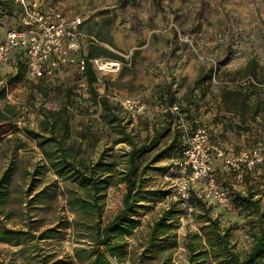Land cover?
<instances>
[{
	"label": "rangeland",
	"instance_id": "374dc122",
	"mask_svg": "<svg viewBox=\"0 0 264 264\" xmlns=\"http://www.w3.org/2000/svg\"><path fill=\"white\" fill-rule=\"evenodd\" d=\"M28 2L36 3L50 14L81 16L82 30L96 41L82 42L76 59L84 58L89 52L102 53V48L121 56L130 46L145 42L150 44L141 48L142 56H153L157 50L154 44H165L168 55L181 62L175 65V72L183 78V89L189 93L198 90L193 91L195 96L185 98L195 108L194 113L199 111L197 114H200L212 107L219 109L217 101L222 86L241 87L239 82L246 78L251 77L257 83L250 93H264V0ZM18 16L0 15V38L16 25ZM94 57L108 58L102 54ZM8 65L7 62L0 70L3 80L0 84V178L7 173L0 220L7 228L23 233L20 244L0 240V264H53L59 259L71 264H89L85 254L80 259L74 257L73 249L92 247L96 214L78 206L77 198L84 196V190L68 177L69 173L56 174L42 150L51 152L56 158L65 154L81 170L92 168L97 161L113 165L112 178L97 194L101 207L99 222L104 225L122 208L125 193V183L117 180L127 166L125 153L130 145L116 140L128 135L137 145L147 142L154 130L162 128L161 117L145 111L130 112L122 107L120 102L129 97L118 98L112 81L116 78L113 74L118 75L122 70V64L117 72L103 74L107 81L93 85L97 95L105 96L117 107L118 121L115 123L108 122L109 113L103 114L94 98L97 95L92 94V88L85 82V74L76 68L61 66L52 76L36 79L26 73L23 65L16 64L11 70ZM208 74H212L215 81H194L196 76ZM128 87L132 91L134 84ZM64 104L68 106L64 119L67 130L58 122L51 133L45 128V114L48 121L51 120L50 112ZM189 120L191 124L206 123L199 119ZM26 129L37 131L39 136L30 137ZM174 130L175 125L160 138L155 149L138 161L136 174L137 180H142L141 188L158 190L164 195L141 202L143 208L133 215L139 223L121 236L124 248L117 257H109L110 264H215L212 258L190 263L189 251L183 245L187 234L198 232L204 224L201 202L220 227L230 230L229 240L237 251L244 254L250 247L245 228L239 227L236 221H220L211 213L214 202L200 201L193 194L194 211L183 218L182 211L176 214L174 220L168 221L174 227L163 236L165 239L145 248L148 223L159 216L161 209L175 202L171 182L163 174L170 159L176 157L188 140L182 138V131L176 135ZM50 136L52 139L46 140ZM43 140L46 142L40 148L37 143ZM160 151L162 156L151 161ZM175 209L181 210L177 205ZM259 225L252 228L258 231Z\"/></svg>",
	"mask_w": 264,
	"mask_h": 264
},
{
	"label": "trees",
	"instance_id": "16d2710c",
	"mask_svg": "<svg viewBox=\"0 0 264 264\" xmlns=\"http://www.w3.org/2000/svg\"><path fill=\"white\" fill-rule=\"evenodd\" d=\"M19 13L20 5L17 2L14 0H0V15L10 14L18 16ZM17 23H19V21H17ZM16 59V64L23 65L26 71L25 64L20 55L17 54ZM84 74L89 83L95 80L94 70L89 63L86 65ZM255 87L256 86L253 84H249L246 87L222 86L223 89L220 97L224 108L226 110L246 111L247 95H249L251 89ZM92 94L94 96L97 95L94 92H92ZM94 98L98 99L103 114L109 113V117L106 116L108 122L115 123L118 121L116 112L117 107L111 105L108 98L99 95ZM67 113L68 106L64 104L60 109L50 112L51 120L48 121V116L45 114V128L48 129L49 132L54 133L58 122H61L63 130H67L66 120H64ZM25 132L33 138L39 136L38 132L34 130L26 129ZM168 132H170V126L163 124L162 128L153 131L147 142H142L139 145L134 143L128 135L116 140V142H128L130 145V149L125 153L127 156V166L119 173L121 176L117 180L118 183H125V193L122 198V208L104 225H101L99 222L101 207L97 194L109 183L108 179L112 178L113 171L111 167H113V165L97 161L92 168L81 170L73 161H70L65 154L56 158L52 157L53 155L51 152L42 150L43 155L48 159L49 165L56 174L64 176L69 173L68 177L77 182L84 190V196L77 198L78 206L86 211H93L97 217L91 239L92 247L89 249L75 247L73 249L74 257L80 259L81 255L85 254V256L89 258V264H110L109 257H117V255H119V252L124 248L120 241L121 236L125 233H129L131 229L139 223L133 215L136 214L139 209L143 208L144 205L141 202L164 195V192L158 190H143L141 188L142 180H137L136 173L138 161L141 160L146 153L155 149L160 138L164 137ZM174 132L176 135L178 134L177 130H174ZM51 139L50 136L46 140ZM57 141H59V139H57ZM45 142L46 141L43 140L42 142H38L37 145L41 148ZM59 145H61V142H59ZM59 145L58 148L60 149ZM59 151L63 152V150ZM161 156L162 153L160 151L151 161L154 162ZM6 183L7 173L0 178V203L4 201V187H6ZM240 203L245 207H252L254 210L257 208L255 201L246 197L240 198ZM175 206L176 203L173 202L167 208L161 209L159 216L148 223L149 232L147 234V244L145 248H149L154 242L160 239H165L163 236H167L168 230L174 227L172 222L168 221L174 220L176 214L179 212L181 213V210L175 209ZM200 207L203 209L202 220L204 224L198 228V232L188 233L183 241L184 247L189 251L188 261L190 263L197 260H204L205 258H212L215 264H264V225L260 224L258 231L251 232L252 243L248 251L241 254L234 248V245H232L229 240L230 230L220 227L218 220L208 213L204 202L200 203ZM22 233L21 230L7 228L0 220L1 241L20 244V235ZM53 264H71V262H65L59 259Z\"/></svg>",
	"mask_w": 264,
	"mask_h": 264
},
{
	"label": "crops",
	"instance_id": "0c3cea01",
	"mask_svg": "<svg viewBox=\"0 0 264 264\" xmlns=\"http://www.w3.org/2000/svg\"><path fill=\"white\" fill-rule=\"evenodd\" d=\"M4 36L5 34L0 39ZM109 43L114 45L111 41ZM149 44V42H145L139 46H130L121 56L107 48H102V53L89 52L85 57L91 58L102 54L120 62L122 66L124 65L118 75L113 74L116 75V78H112L119 93L118 98L132 97L140 100L147 108L145 113L160 115L161 126L166 124L172 129L175 125L178 132L182 131L184 140H188L199 125L207 128L211 141L216 142L222 150V155L213 154L212 156V172L220 187L233 194L230 208L224 209L211 202L213 203L211 213L214 217L218 216L220 221H236L239 227L245 228L251 245L250 234L255 231L252 227L257 223L264 225V161L257 163L251 169L244 168L242 181L236 178L237 171L223 170L221 164L228 154L250 150L264 144V93H249L246 99L247 109L244 112L226 110L219 96L217 101L220 104L219 109L212 107L200 114H197L199 111L194 113L195 108L185 98L189 95L195 96L192 95L193 91L196 93L198 90L189 93V90L183 89L181 84L183 78L182 76L178 77L175 72V65L181 64L180 60L168 55L167 46L159 42L154 44L157 50L153 52V56H142L141 48ZM104 45L112 49L108 44ZM163 50L165 51L163 52ZM16 55V53H12L9 57L7 66L9 70L15 68ZM76 60L75 57L74 62L64 66L76 68ZM138 63L141 64L140 68H138ZM127 69H131L133 72L130 73L126 71ZM94 73L95 80L92 83L87 81L86 75L84 78L92 88V92L98 94L93 85H100L107 79L104 78L105 76L103 77V73L97 71ZM198 80L215 81V78L212 74L198 75L194 81L198 82ZM130 83L134 84L132 91L128 90ZM162 106L167 107V110H162ZM186 115L189 117L187 118ZM189 119H194V121L199 119L200 122L206 123L191 124L187 122L191 121ZM245 197L255 201L257 205L255 210L240 203V198Z\"/></svg>",
	"mask_w": 264,
	"mask_h": 264
},
{
	"label": "built area",
	"instance_id": "2783aa9c",
	"mask_svg": "<svg viewBox=\"0 0 264 264\" xmlns=\"http://www.w3.org/2000/svg\"><path fill=\"white\" fill-rule=\"evenodd\" d=\"M14 1L20 5L19 23L9 28L0 39V70L7 64L10 55L16 53L22 58L29 76L46 78L59 67L74 62L82 42L96 41L82 30L83 19L79 15L66 17L58 13L50 14L34 2ZM88 63L93 70L103 74L115 73L120 68V62L104 57L80 58L75 65L78 71L84 73ZM239 83L241 87L257 84L251 77ZM97 103L100 105L99 101ZM120 103L130 112L141 113L147 109L135 98H126ZM161 109L166 111L167 107L162 106ZM221 151L220 146L211 141L207 128L198 126L189 136L186 146L170 159L163 177L171 182L173 198L181 208L182 218L195 209L193 194L201 201L214 202L224 209L232 206L233 194L220 187L212 172V156L222 155ZM262 161L264 144L226 155L221 167L226 171H237L236 178L242 181V170L251 169Z\"/></svg>",
	"mask_w": 264,
	"mask_h": 264
}]
</instances>
